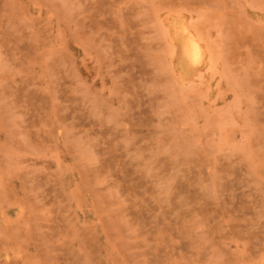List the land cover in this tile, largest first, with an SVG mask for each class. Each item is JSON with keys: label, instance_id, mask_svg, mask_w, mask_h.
<instances>
[{"label": "rangeland", "instance_id": "374dc122", "mask_svg": "<svg viewBox=\"0 0 264 264\" xmlns=\"http://www.w3.org/2000/svg\"><path fill=\"white\" fill-rule=\"evenodd\" d=\"M0 264H264V0H0Z\"/></svg>", "mask_w": 264, "mask_h": 264}, {"label": "bare ground", "instance_id": "6f19581e", "mask_svg": "<svg viewBox=\"0 0 264 264\" xmlns=\"http://www.w3.org/2000/svg\"><path fill=\"white\" fill-rule=\"evenodd\" d=\"M190 47H191V53L190 52L189 53H190V55L192 56L193 59H196L199 56L200 46L195 41H190ZM197 61H198V59H197Z\"/></svg>", "mask_w": 264, "mask_h": 264}]
</instances>
